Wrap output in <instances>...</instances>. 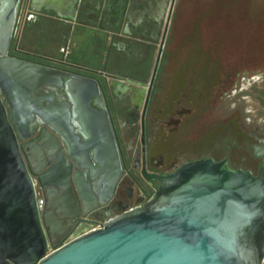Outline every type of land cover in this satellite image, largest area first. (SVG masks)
Returning a JSON list of instances; mask_svg holds the SVG:
<instances>
[{
  "label": "water",
  "instance_id": "obj_1",
  "mask_svg": "<svg viewBox=\"0 0 264 264\" xmlns=\"http://www.w3.org/2000/svg\"><path fill=\"white\" fill-rule=\"evenodd\" d=\"M18 3L0 0V33L6 31L7 38ZM81 3L68 1L71 20ZM42 87L63 88L68 96L59 107L50 103L53 115L41 113L46 96L35 92ZM98 93L91 79L9 56L0 46V264H263L264 180L211 160L187 163L165 176L150 175L160 187L145 205L56 245L66 229L78 225L75 197L50 189L38 198L33 176L43 187L55 184L62 158L57 156L53 169L35 172L30 150L42 156L53 145L60 149L56 134L78 142L71 109L82 106L94 114L84 115L83 122L98 139L80 145L96 149L108 170L103 181L114 183L120 171L117 146L105 110L98 113L90 105ZM27 121L41 124L32 147L17 135ZM104 192L98 190V196ZM79 202L85 205L83 197Z\"/></svg>",
  "mask_w": 264,
  "mask_h": 264
},
{
  "label": "flooded vegetation",
  "instance_id": "obj_2",
  "mask_svg": "<svg viewBox=\"0 0 264 264\" xmlns=\"http://www.w3.org/2000/svg\"><path fill=\"white\" fill-rule=\"evenodd\" d=\"M176 2L163 0L162 16L154 29L126 28L124 42L114 50L111 64L107 59L96 68L24 49L21 39L30 20L28 0H19L11 36L7 38L4 30L0 33V46L7 48V55L95 81L99 93L92 97L91 108L98 113L105 110L117 146L120 171L108 186L103 181L108 170L96 149L80 145L98 138L96 130L83 122L84 115L94 114L79 106L75 112L71 109L75 133L80 136L78 142L69 143L63 135L56 134L60 149L53 150L56 145L50 152L44 149L43 157L30 150L35 172L53 169L57 156L62 158L61 174L55 184L43 187L33 176L38 198L50 189L75 197L73 214L78 225L66 229L58 246L72 240L80 230L99 229L111 219L145 205L160 187L159 179L150 175H169L187 163H225L232 171L264 180V120L245 118L237 109L227 115L223 112L226 99L247 93L245 82L254 81L253 74H260L264 81V68L254 69L248 60L245 64L232 63L230 58L193 64L172 56L171 20ZM122 5L124 8L125 3ZM110 21L117 22V12L111 14ZM113 28L116 31V26ZM35 93L46 96L41 113L47 116L54 113L50 103L59 107L68 99L60 87H42ZM40 127L38 121L25 122L17 129L19 142H28L32 147ZM103 189L99 197L98 190ZM80 197L85 205L79 202Z\"/></svg>",
  "mask_w": 264,
  "mask_h": 264
},
{
  "label": "rangeland",
  "instance_id": "obj_3",
  "mask_svg": "<svg viewBox=\"0 0 264 264\" xmlns=\"http://www.w3.org/2000/svg\"><path fill=\"white\" fill-rule=\"evenodd\" d=\"M171 24V53L179 60L197 64L230 58L264 68V0H177ZM253 77L245 82L247 93L225 100L224 114L237 109L245 118L264 120V81L260 74Z\"/></svg>",
  "mask_w": 264,
  "mask_h": 264
},
{
  "label": "crops",
  "instance_id": "obj_4",
  "mask_svg": "<svg viewBox=\"0 0 264 264\" xmlns=\"http://www.w3.org/2000/svg\"><path fill=\"white\" fill-rule=\"evenodd\" d=\"M68 1L35 0L32 4L28 0L30 20L21 39L24 49L90 68L106 63L107 59L111 64L114 50L124 42V30L142 26L154 29L163 9V0H81L75 20H71ZM114 11L117 22L110 21ZM53 47H57L56 52H52Z\"/></svg>",
  "mask_w": 264,
  "mask_h": 264
}]
</instances>
